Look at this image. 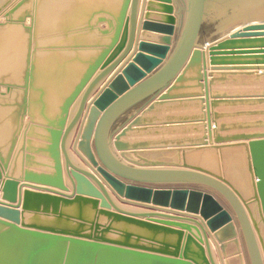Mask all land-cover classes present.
Here are the masks:
<instances>
[{"label": "water", "instance_id": "95a60500", "mask_svg": "<svg viewBox=\"0 0 264 264\" xmlns=\"http://www.w3.org/2000/svg\"><path fill=\"white\" fill-rule=\"evenodd\" d=\"M255 65L264 0H0V264H264Z\"/></svg>", "mask_w": 264, "mask_h": 264}, {"label": "crops", "instance_id": "0c3cea01", "mask_svg": "<svg viewBox=\"0 0 264 264\" xmlns=\"http://www.w3.org/2000/svg\"><path fill=\"white\" fill-rule=\"evenodd\" d=\"M140 6V5H139ZM178 9V8H177ZM179 11V10H178ZM142 14L143 13H138V26H137V32L136 33H138V38H139V33H141L140 31H141V20H142ZM181 14H179L178 15V23H177V28L179 27L178 25H179V22H180V20H181ZM27 23H28V21H27ZM227 34V33H226ZM226 34H224V35H216V34H211L210 36H209V38H205V39H202V41H201V43H204V42H207V43H211V42H213V41H216L217 39H219V38H221V37H224ZM133 53H134V49L132 50V52L130 53V55L126 58V60H124V62L123 63H126L127 61H129V59H130V57L133 55ZM121 64L115 71H113V74L110 76V77H112V76H114L118 71H119V69H120V67L122 66V65H124V64ZM253 67H264V65H255V66H253ZM256 72H258V71H256ZM106 80V79H105ZM103 83V82H102ZM100 84L99 86H98V88H97V90H96V93L99 91V89L100 88H102L103 86H104V84ZM252 84V85H251ZM251 84L249 83V82H236V83H229V85H228V87L229 88H234V89H238V90H241V89H247V88H252V89H259V88H261V85H257L258 83L257 82H251ZM76 110H77V105L75 104V106L72 108V110H71V116H70V118L71 117H73L74 115H75V112H76ZM172 112H173V114L174 115H178L179 114V112H181V109L180 108H177V109H174V110H172ZM72 156H73V154H72ZM73 158H74V160H75V162L78 164V165H80L79 164V162H77V158L75 157V156H73ZM81 166V165H80ZM0 195H1V193H0ZM113 200H114V202H116V204L117 205H122V206H126V207H124V208H126V209H128V210H130V208H128L129 206L128 205H124V204H121V203H119L114 197H113ZM131 206V205H130ZM135 206H133L132 208H134ZM123 207H122V209H124ZM136 211H141V210H146V209H143V208H139V207H135L134 208ZM138 209H141V210H138ZM125 210V209H124ZM130 211H132V210H130ZM135 211V212H136ZM134 212V211H133ZM211 242L213 243V240L212 239H210L209 238V243H210V246H211V250H212V255H213V259H214V261H215V264H225V259L223 258L222 259V261H223V263L221 262V261H219V257H217L218 256V254H217V251H215V248H214V246L211 244ZM214 244V243H213ZM230 252H233V248L232 247H230V248H228L227 249V253H230ZM235 258H228V261H229V264H239V262L238 261H235L234 260Z\"/></svg>", "mask_w": 264, "mask_h": 264}, {"label": "bare ground", "instance_id": "6f19581e", "mask_svg": "<svg viewBox=\"0 0 264 264\" xmlns=\"http://www.w3.org/2000/svg\"><path fill=\"white\" fill-rule=\"evenodd\" d=\"M110 78V77H109ZM108 78V79H109ZM106 82V80L102 83V84H104ZM101 89V88H100ZM79 132L78 131H76L75 133H74V135H73V138H72V140H74L76 137H77V134H78ZM74 155V154H73ZM76 158H77V162H79V164L81 165V166H86V165H84L81 161H79L80 159L76 156V155H74ZM225 162H226V164H225V168L226 169H228V171H232L236 176H239L240 175V171H241V161L239 160V159H237V158H229V159H227V161L225 160ZM128 206H130V205H128ZM119 207H126V206H122V205H119ZM131 208L133 207V206H130ZM130 207H128V208H130ZM130 208V210H132V211H136L134 208L133 209H131ZM126 211H130V210H128V209H126V208H124ZM138 210H141V209H138ZM142 211H144V210H142ZM136 212H139V211H136ZM211 244L214 246V248H215V251H217V254H218V256L217 257H219V261H221L222 263H223V261H222V259H223V255H222V253H221V251L219 250V248H218V246H216L215 244H213L212 242H211ZM211 247V246H210ZM226 264V263H225Z\"/></svg>", "mask_w": 264, "mask_h": 264}, {"label": "rangeland", "instance_id": "374dc122", "mask_svg": "<svg viewBox=\"0 0 264 264\" xmlns=\"http://www.w3.org/2000/svg\"><path fill=\"white\" fill-rule=\"evenodd\" d=\"M211 34H214L213 33V31H212V29H206V31L203 33V39H205V38H209V36L211 35ZM130 207V206H129ZM131 208V207H130ZM131 209H133V208H131Z\"/></svg>", "mask_w": 264, "mask_h": 264}]
</instances>
